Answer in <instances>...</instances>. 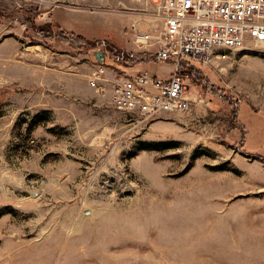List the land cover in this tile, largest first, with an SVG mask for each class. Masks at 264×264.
I'll return each mask as SVG.
<instances>
[{"label": "rangeland", "instance_id": "rangeland-1", "mask_svg": "<svg viewBox=\"0 0 264 264\" xmlns=\"http://www.w3.org/2000/svg\"><path fill=\"white\" fill-rule=\"evenodd\" d=\"M160 2L0 0V264H264V45L190 68L185 112L90 88L100 52L170 71L128 69Z\"/></svg>", "mask_w": 264, "mask_h": 264}, {"label": "built area", "instance_id": "built-area-1", "mask_svg": "<svg viewBox=\"0 0 264 264\" xmlns=\"http://www.w3.org/2000/svg\"><path fill=\"white\" fill-rule=\"evenodd\" d=\"M159 18L158 35L137 32L134 42L150 54L145 63L173 67L169 77L148 70L109 75L107 66L97 64L89 81L98 94L111 87L112 104L141 120L189 110L190 68L209 64L220 50L264 45V0H161Z\"/></svg>", "mask_w": 264, "mask_h": 264}, {"label": "crops", "instance_id": "crops-1", "mask_svg": "<svg viewBox=\"0 0 264 264\" xmlns=\"http://www.w3.org/2000/svg\"><path fill=\"white\" fill-rule=\"evenodd\" d=\"M52 23V22H51ZM53 23H56V25L60 28V30H62L63 32H65V33H69V31H67V29H65L64 27H63V25L61 24V22H60V19H59V17L57 16V18H55V20L53 21ZM71 36H79V37H82V38H84L85 40H87V41H97V40H100V39H93V37H86L85 35H83V34H80V33H74V32H70L69 33ZM148 65H155V64H139V65H137V67H135V68H128V69H130V70H134V71H137L136 69L137 68H139V67H146V66H148ZM164 66H166V67H168L169 65H165V64H163ZM171 69H170V71H168L165 75H163V76H161V77H163V78H167V77H169V74L171 73V71L173 70V67H171V66H169ZM94 69H95V66H94V68L92 69V71H91V73H90V76H89V81H90V79H91V75H92V72L94 71ZM114 70V69H113ZM110 68H108V73L110 74V73H112V74H114L115 73V71H110ZM143 71V70H142ZM149 71V70H148ZM117 72V71H116ZM152 72V71H151ZM154 73H156V72H154ZM111 74V75H112ZM158 74V73H157ZM159 75V74H158ZM160 76V75H159ZM91 88V87H90ZM92 89V88H91ZM94 90V89H93ZM111 93V92H110Z\"/></svg>", "mask_w": 264, "mask_h": 264}, {"label": "trees", "instance_id": "trees-1", "mask_svg": "<svg viewBox=\"0 0 264 264\" xmlns=\"http://www.w3.org/2000/svg\"><path fill=\"white\" fill-rule=\"evenodd\" d=\"M63 32V31H62ZM62 37H66V38H68V43L69 42H72L70 39H72L73 41H74V38H77L78 40H82V41H87V40H85L84 38H82V37H79V36H71V35H68L67 33H65V32H63L62 33ZM70 38V39H69ZM72 44V43H71ZM70 44V45H71ZM72 46H73V44H72Z\"/></svg>", "mask_w": 264, "mask_h": 264}, {"label": "water", "instance_id": "water-1", "mask_svg": "<svg viewBox=\"0 0 264 264\" xmlns=\"http://www.w3.org/2000/svg\"><path fill=\"white\" fill-rule=\"evenodd\" d=\"M95 57H96L98 63L102 64L104 62V55L101 52L96 53Z\"/></svg>", "mask_w": 264, "mask_h": 264}]
</instances>
